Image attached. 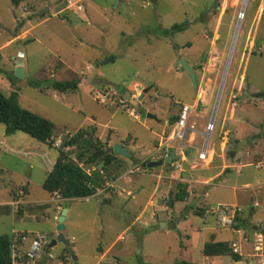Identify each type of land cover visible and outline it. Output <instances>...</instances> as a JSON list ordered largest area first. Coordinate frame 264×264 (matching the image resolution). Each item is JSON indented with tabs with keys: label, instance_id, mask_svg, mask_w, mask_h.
<instances>
[{
	"label": "rangeland",
	"instance_id": "obj_1",
	"mask_svg": "<svg viewBox=\"0 0 264 264\" xmlns=\"http://www.w3.org/2000/svg\"><path fill=\"white\" fill-rule=\"evenodd\" d=\"M72 1L25 0L15 7L11 0H0V90L6 96L17 93L23 109L55 126L50 146L22 132L3 136L5 126L0 124V164L7 168L0 179V201H20L17 187L29 188L26 204H15L14 213L13 207L2 206L9 212H1L0 236L39 232L52 243L60 235L55 217L62 206L71 209L64 237L78 250V264H97L101 251H108L104 264H247L228 256L207 262L203 248L212 235L232 245L242 240L243 232L217 227L212 212L223 206L243 209L242 231L264 229V164L258 166L264 162V0ZM46 15L48 22L38 25ZM28 21L38 42L24 40L26 74L14 79L20 50L17 43L5 44L24 35ZM175 25H185V30L172 31ZM181 59L191 68L202 64L196 70L197 89ZM65 81H78L79 90L61 93L49 88ZM149 87L153 89L138 109L125 98L129 93L137 100ZM100 95L106 97L104 102ZM179 104L195 106L188 127L197 134L191 138L189 133L183 142L189 157L179 179L173 180L171 164L148 171L142 166L163 160L159 146L163 137L164 145L168 143ZM213 118L209 150L215 152L210 163L198 157ZM95 129L102 143L130 144L132 157L118 156L123 167L116 169V163L109 170L118 177L114 187L113 176H108L110 186L104 185L98 196L64 201L53 194L54 201L46 207L29 203L49 199L43 185L62 145L80 131ZM11 141L17 144L15 153L6 151ZM179 145L170 142V151ZM66 150L75 156V148ZM157 175L163 180L156 195L158 210H147L136 221L160 185ZM179 184H187L188 198L174 202ZM200 209L204 215L197 214ZM176 219L180 222L175 229L160 225ZM256 239L253 234L244 243L245 260L259 258L254 264H264V250H256ZM65 248L59 241L50 250L55 263ZM19 249L17 244L14 253Z\"/></svg>",
	"mask_w": 264,
	"mask_h": 264
},
{
	"label": "trees",
	"instance_id": "obj_2",
	"mask_svg": "<svg viewBox=\"0 0 264 264\" xmlns=\"http://www.w3.org/2000/svg\"><path fill=\"white\" fill-rule=\"evenodd\" d=\"M11 2L15 7H19L25 0H11ZM184 30L185 25H175L172 28V31L177 32ZM168 33L170 31H166V34ZM14 79L18 78L14 76ZM49 88L61 93H76L79 90V82H54ZM177 120L178 116L174 117L171 122L174 124ZM0 124L5 126L7 135L22 132L43 144L52 146L54 124L23 109L19 105L17 93L6 96L0 90ZM95 135L96 129L80 131L62 145L58 150L59 156L44 182L43 189L46 192L50 195L57 194L64 200L87 199L96 195L97 189L106 184L108 176H113L108 173L119 160L118 156L114 154L112 148L108 149L105 143L95 138ZM68 148H75L74 157L66 150ZM96 161H100V168L98 165L94 170L84 171L86 165ZM115 177L114 175L113 180ZM186 189V184L178 185L174 202H183L188 198ZM3 209L9 212L8 207H0V216ZM202 213L201 209L198 214ZM241 226L242 220L238 216L235 228L239 230ZM21 243V238L17 240L16 235L0 236V264H14V247ZM66 251L70 252L68 247L65 248ZM203 252L207 257L228 256L236 262L242 259L227 243H207Z\"/></svg>",
	"mask_w": 264,
	"mask_h": 264
},
{
	"label": "crops",
	"instance_id": "obj_3",
	"mask_svg": "<svg viewBox=\"0 0 264 264\" xmlns=\"http://www.w3.org/2000/svg\"><path fill=\"white\" fill-rule=\"evenodd\" d=\"M69 2H71V3H73V1L72 0H68ZM132 1L133 0H129L128 2H131L132 3ZM70 8V6L69 7H67L66 9L65 8H63V12L64 11H66V10H68ZM81 11H83L82 9H80ZM86 13H88V15H89V12L88 11H86ZM44 14V12H41V17H43L42 15ZM75 15L76 16H79V14L78 13H75ZM244 16H245V9H244ZM245 18L246 17H244V20H245ZM48 20H49V17L46 15L45 16V18H43L42 20H40V21H37L38 22V25H42V24H46L47 22H48ZM30 22L31 21H28V23L27 24H25V26H24V28H22V29H27V31L25 32V34L24 35H19V34H17V36L16 37H14L12 40H9L6 44H5V46H9V45H12V44H14V43H17L18 44V48H19V50H21V49H23L24 50V52H25V54H26V46H25V44H24V40H26V39H29V38H32L33 39V41L34 42H38V39H34L33 38V35H32V33H33V28H31L29 25H30ZM66 22V21H65ZM67 23V22H66ZM29 27V28H28ZM29 29V30H28ZM208 32H210V31H208ZM210 35L212 36L213 34H212V32H210ZM88 40L85 38L84 40H82V42L83 43H85V42H87ZM24 63H25V65H24V70H25V74H26V66H27V61H26V59H25V56H24ZM2 85H3V83H1ZM186 105H188V104H186ZM189 106H191V105H189ZM192 108H193V110H192V112L190 113V115L192 114V113H194V111H195V106H191ZM180 108V107H179ZM179 114V113H178ZM178 114L176 115V116H178ZM190 115H189V118H190ZM214 120H212L213 121V125H214V129H213V131L215 130V118H213ZM172 121V120H171ZM188 121H189V119H188ZM175 124V123H174ZM187 127H188V122H187ZM189 128V127H188ZM192 128V127H191ZM190 129V128H189ZM191 130H193V129H191ZM194 131V130H193ZM213 131L210 133V134H207V127H206V129H205V135H207V139L205 140V142H206V150H207V153H208V156H207V159L206 160H203V161H208V160H210V163L212 162V159H213V156H214V149H213V147H212V149L211 150H209V146H210V138H211V135H212V133H213ZM195 133H192V134H190V136H191V138L192 137H194L196 134H197V132L196 131H194ZM3 136H7V134H6V132H4L3 134H2ZM168 138V137H167ZM5 139V138H4ZM167 140V139H166ZM5 141H6V139H5ZM100 141H101V138H100ZM161 141H162V143L160 144V146H159V150H162V151H164V155H165V153L167 152V151H170V146H169V143H166L165 145H164V143H163V141H164V137L161 139ZM176 142V141H175ZM0 143H2V141L0 142ZM107 143H109V145H107ZM107 143H105L106 144V146L108 147H110V146H114L115 144H113L112 142H111V140H109ZM128 145V150H129V148H130V144H127ZM223 145H226V143H223ZM122 146H125V145H122ZM180 146V145H179ZM17 144H15V143H13V141H11L9 144H7V146H6V151L7 152H9V153H15V152H17ZM184 146H183V148L182 149H179V147H178V149H173V150H171L170 152H171V154L172 153H176V155H178L179 156V160H177V161H180V163H181V165H182V167H181V169H176L175 167H174V165H173V163L175 162H173V163H171V165L175 168V171L169 176V178L170 179H173V180H177V179H179V177H180V174L184 171L183 170V162H185L186 160H187V157H189V154L188 153H184ZM175 150H177L176 152H175ZM201 152V151H200ZM29 153H31V152H29ZM31 154H33V153H31ZM181 156V157H180ZM221 157V159H222V164H223V167H226V164H225V161H224V155H221L220 156ZM199 158V157H198ZM165 158H163V160H164ZM199 160H201L200 158H199ZM151 161H157V160H148L147 162H151ZM118 165V167H119V169L120 168H122L123 167V163L120 161V160H118L117 162H116ZM263 164H264V162L262 161V162H259L258 163V166L259 167H262L263 166ZM163 166H168V165H163ZM162 167V166H161ZM156 168H158V167H156ZM155 169V168H154ZM7 171V168H3V166H1V164H0V179L2 178V176H3V174H4V171ZM145 171H148L147 169H144ZM150 170H152V169H150ZM51 171V170H50ZM127 173V172H126ZM125 173V174H126ZM129 173H134V171H130ZM125 174H123L122 176H124ZM223 174V171L221 172V173H219V174H216L213 178H216V177H219L220 175H222ZM157 177H158V179L160 180V185L159 186H157V189H156V192H155V194H154V198L153 199H151L150 200V202L147 204V206H146V208H144V210H142V212L140 213V215L138 216V218L136 219V221H140V220H142L143 218H144V216H145V214L146 213H148V211H150V210H158L157 208H158V205H157V197H156V195L158 194V190L160 189V186H161V184L163 183V180H162V176L161 175H157ZM205 180H206V182L207 181H210L212 178L210 177V178H204ZM117 181H118V177H115V180H114V184H113V187H114V185L117 183ZM184 181L185 182H187V183H190V182H192V181H190V180H187V179H184ZM31 185V183L29 182L28 183V186H30ZM106 186H110V183L107 181L106 182V184H105ZM187 185V184H186ZM112 186V185H111ZM102 187H104V186H102ZM102 187H100V188H98L97 189V193H96V195L95 196H98L99 195V193L100 192H103V190H102ZM17 188H21V191L19 192V194H21L22 195V199H20V201H16V200H12L11 202H4V201H0V207H2V206H11V207H13V210H12V212L11 213H14L15 212V204H21V205H23V204H26V202H25V200H24V197H26L27 195H28V193H29V188H26L25 186H21V187H17ZM114 192V191H113ZM117 194V193H116ZM129 194H131V192H129ZM133 196H136L135 194H133ZM92 198V197H91ZM157 198V199H156ZM62 200H64V199H62ZM73 200H78V199H73ZM52 201H54V199H52L51 197H50V194H49V199H46L45 201H41V202H29V203H31V204H33V203H36L39 207H46L50 202H52ZM65 201V200H64ZM59 208H61L60 209V212H59V214L55 217L56 219H58L60 216H61V214H62V212H63V207L62 206H59ZM238 209H241L240 207L238 208ZM148 210V211H147ZM201 210V209H200ZM200 210H198L197 211V214H198V212L200 211ZM203 210V209H202ZM71 213V209L69 208L68 209V215ZM241 214H243V209H241V212L237 215V217L238 216H240ZM198 215H204V213H202V214H198ZM252 215H254V212H252ZM24 216V215H23ZM68 217V216H67ZM236 217V218H237ZM170 220V219H169ZM242 220V219H241ZM67 218H66V220H65V231H66V228H67ZM167 224H169V223H172V221L170 222V221H168V222H166ZM216 224H217V220H216ZM59 225V224H58ZM235 225H236V220L234 221V224L232 225V227H230V228H228V229H231V230H234L237 234H239L240 235V233H242V235H243V237H242V240L239 242V244H236V243H234L233 245L232 244H230V243H227V242H217L216 241V236L215 235H212L211 236V240L209 241V242H207V243H210V242H215V243H227V244H229L230 245V247L233 249V251L235 252V253H237V254H239L241 257H242V259H241V261L240 262H247V264H254L255 262H257V260H259V258H257V257H255V258H257V259H255V260H245V242H247V240L253 235V234H256L257 235V241L258 242H260V246H258L257 247V249L256 250H258V252H262V250H264V229L263 228H249L248 230H245V231H242V228L241 227H243L244 225H245V222H243L242 221V226L240 227V229L239 230H237L236 228H235ZM217 227H219L220 229H221V227L220 226H218V224H217ZM223 229V228H222ZM254 232V233H253ZM16 236L17 235H20L22 238H21V240H22V243L20 244V249H19V251L16 253V254H18L17 256H16V259H15V261H14V264H62L63 263V261H64V256H65V254L66 253H68L67 251L65 252V251H63V253L65 252V254H61V256L58 258V263H55V261H56V259L55 258H53V256H51L49 253H50V250L51 249H53V248H48V250H47V254H48V256H44V257H42L41 259H39V260H36L35 262H33V260H32V258L29 256V254H30V252H31V249H32V247H33V245H34V242L36 241V240H39V239H46L47 241H48V238H47V236L45 235V234H41V233H39V232H37V234H28V233H18V234H15ZM63 235H64V232H63ZM23 238H25V240H23ZM67 241V240H66ZM68 243V242H67ZM206 243V244H207ZM205 244V245H206ZM66 247H68V248H70V252L69 253H71L72 254V256H74V257H77V259H78V262H79V257H80V254H79V252H78V250L74 247V246H70L69 244H68V246H66ZM205 247V246H204ZM203 251H204V248H203ZM203 255H204V252H203ZM253 256H255V255H253ZM261 257H263L262 259H264V254H262V255H260ZM204 257H205V261H207V262H209V260L210 259H213V258H222V257H207V256H205L204 255ZM223 257H225V256H223ZM24 258H27V259H29V262L28 263H26L25 262V259ZM74 259V258H73ZM107 259H108V251L107 252H104V251H101L100 252V257H98L97 258V264H104L105 262H107ZM233 260V259H232ZM236 262V261H235ZM240 262H236V263H240ZM76 264V263H75ZM186 264H193V263H186ZM207 264H209V263H207Z\"/></svg>",
	"mask_w": 264,
	"mask_h": 264
},
{
	"label": "built area",
	"instance_id": "obj_4",
	"mask_svg": "<svg viewBox=\"0 0 264 264\" xmlns=\"http://www.w3.org/2000/svg\"><path fill=\"white\" fill-rule=\"evenodd\" d=\"M244 17V16H243ZM243 19V18H242ZM100 100L104 102V99L106 98L103 95H100ZM179 114H178V120L175 122V124L172 127V131L170 135L167 138L168 143L169 142H180L179 149L183 148V142L185 141L187 135L190 133H195L193 130L189 129L187 127V122L189 119V115L192 112L193 108L186 104H179ZM214 129V125L211 122L207 127V134H210ZM173 150V149H172ZM177 150H175L176 152ZM171 152L167 151L164 155V158L170 157ZM208 156L207 150H206V142L204 145V148L201 150L199 158L201 160H206ZM181 157V156H180ZM174 167L176 169H181L182 165L180 161H175L173 163ZM241 212V209L238 208H229V207H220L218 210L213 211L212 213L216 215L217 217V224L221 228H230L234 224V221L236 220L237 215ZM25 240V238H23ZM49 241L46 239H39L34 242V245L31 249V252L29 256L32 258L33 262L36 260L41 259L44 256H48L47 250L49 248ZM16 254L14 253V261L16 259ZM62 264H75L73 256L71 253H66L64 256V261Z\"/></svg>",
	"mask_w": 264,
	"mask_h": 264
},
{
	"label": "water",
	"instance_id": "obj_5",
	"mask_svg": "<svg viewBox=\"0 0 264 264\" xmlns=\"http://www.w3.org/2000/svg\"><path fill=\"white\" fill-rule=\"evenodd\" d=\"M237 37H238V30H237V33L234 37V41H233V44H232V49H231V53L233 52V49H234V46H235V43H236V40H237ZM24 56H25V52L23 49L20 50V54H19V57H18V61H17V69L15 71V76L18 78V79H23L25 77V71H24ZM180 65L181 67L189 74V77L194 85V88L197 89L198 88V83H197V76H196V73L193 71V69L189 66L188 62L184 59H181L180 60ZM226 74V73H225ZM153 89V87H149V88H146L143 93L138 97L137 100H134V99H131L130 98V95L129 93H125V98L126 99H129V103L134 106L135 108H139V104L144 100L145 96ZM221 89H222V85H221ZM220 94H221V91H220ZM263 96V95H262ZM256 98H259L261 97V95H255ZM150 118H153V119H156V117L152 116V115H149ZM214 120V119H213ZM213 123V121H212ZM107 145H109V143H107ZM113 149V152L116 156H120V157H124V158H131L132 155L128 152V145L126 146H122V145H114L112 147ZM179 160V156L176 155V153H172L170 155V157L164 159V160H160V161H151V162H145L143 164V169H147V170H150V169H154L156 167H161L163 165H170L171 163H173L174 161H177ZM100 164V161H96L90 165H86L84 167V171H91V170H94L98 165ZM67 214H68V210L64 209L61 216L59 217V220H58V231L60 233L59 237H58V240L56 241H53L52 243H50L49 245V248H53L55 247L58 242L60 241L61 243H63L65 246H68V243L63 235V232L65 231V220H66V217H67ZM180 222V219H176L174 220L172 223L170 224H167V223H160L161 227L162 228H169V229H175L176 225ZM74 262L76 264H78V259L77 257H74Z\"/></svg>",
	"mask_w": 264,
	"mask_h": 264
},
{
	"label": "flooded vegetation",
	"instance_id": "obj_6",
	"mask_svg": "<svg viewBox=\"0 0 264 264\" xmlns=\"http://www.w3.org/2000/svg\"><path fill=\"white\" fill-rule=\"evenodd\" d=\"M208 34L210 35V32H208ZM210 36H211V35H210ZM201 65H202L201 63H197V64H196V67H195V66L192 67L193 71L196 73L197 68H200ZM188 75H189V74H188ZM196 76H197V74H196Z\"/></svg>",
	"mask_w": 264,
	"mask_h": 264
}]
</instances>
